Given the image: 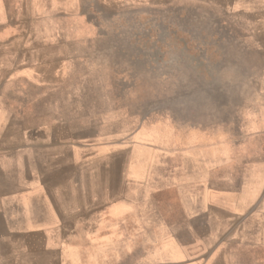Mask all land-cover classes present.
<instances>
[{"label": "crops", "instance_id": "crops-1", "mask_svg": "<svg viewBox=\"0 0 264 264\" xmlns=\"http://www.w3.org/2000/svg\"><path fill=\"white\" fill-rule=\"evenodd\" d=\"M109 3L0 0V264H264V0H212L261 62L241 121L138 124L116 166L79 97Z\"/></svg>", "mask_w": 264, "mask_h": 264}, {"label": "rangeland", "instance_id": "rangeland-1", "mask_svg": "<svg viewBox=\"0 0 264 264\" xmlns=\"http://www.w3.org/2000/svg\"><path fill=\"white\" fill-rule=\"evenodd\" d=\"M104 9L106 35L94 40L106 52L88 63L99 87L79 97L100 117L108 166L129 161L138 124L161 135L171 126L210 135L217 124L222 134L258 101L259 55L212 0H112ZM95 161L81 166L103 165Z\"/></svg>", "mask_w": 264, "mask_h": 264}]
</instances>
